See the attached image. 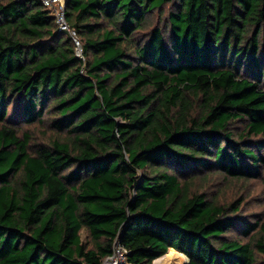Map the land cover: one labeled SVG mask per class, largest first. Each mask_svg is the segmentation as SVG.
I'll return each mask as SVG.
<instances>
[{
	"label": "trees",
	"instance_id": "16d2710c",
	"mask_svg": "<svg viewBox=\"0 0 264 264\" xmlns=\"http://www.w3.org/2000/svg\"><path fill=\"white\" fill-rule=\"evenodd\" d=\"M65 17L84 61L40 0H0V264L117 247L126 264H260L264 220L187 178L261 175L264 0H66ZM45 114L64 138L30 144L16 125Z\"/></svg>",
	"mask_w": 264,
	"mask_h": 264
},
{
	"label": "rangeland",
	"instance_id": "374dc122",
	"mask_svg": "<svg viewBox=\"0 0 264 264\" xmlns=\"http://www.w3.org/2000/svg\"><path fill=\"white\" fill-rule=\"evenodd\" d=\"M169 9V4L163 9L161 17H159V22L165 31H168L164 17H166ZM155 15V14H154ZM154 17V16H152ZM142 37V33L139 34ZM143 38V37H142ZM10 106L8 108L10 112ZM243 122H238L235 127L241 129ZM16 128L19 131V135L22 136L24 132L30 135V144L34 143H49L53 138H64V134H58L54 129L49 127V115L45 114L41 122H34L33 124H18ZM220 173L207 174L205 172L197 175H193L187 178L194 185L193 188H198L206 191V195L211 199H218L220 202H226L234 200L235 198L241 196L242 201V211L244 217L249 219L259 218L264 220V167L262 168L261 175L256 179L249 180H233L226 179ZM252 214V215H251ZM251 215V216H250ZM248 219V220H249ZM85 236V231H81V237ZM240 238L241 241H247L249 236H243L240 234V229L229 232L226 234L227 239ZM90 247V246H88ZM174 252L176 250H173ZM177 252V251H176ZM175 252V253H176ZM176 254L170 256H161L159 259L154 260L153 264H156L158 260L165 257L164 262L169 264H183L186 262V257L183 254ZM118 258V260H115ZM122 258V257H121ZM118 255H115L112 259H104L103 264H122V261ZM162 258V259H161ZM257 262L264 264V256L261 254H256ZM160 261V262H161ZM124 264V263H123Z\"/></svg>",
	"mask_w": 264,
	"mask_h": 264
},
{
	"label": "built area",
	"instance_id": "2783aa9c",
	"mask_svg": "<svg viewBox=\"0 0 264 264\" xmlns=\"http://www.w3.org/2000/svg\"><path fill=\"white\" fill-rule=\"evenodd\" d=\"M42 2V5L49 9L54 16V21L56 23L58 31H66L69 34V37L71 38L73 45H74V52L76 57L80 58L82 61L85 60L83 49L81 42L78 38V35L76 31L67 23L66 17H65V3L66 0H40ZM121 248L117 247L115 249V252L112 256L107 257V259H112L115 255H118V257H122L120 261H122V264H126V261L124 260V255ZM115 260H118L116 258Z\"/></svg>",
	"mask_w": 264,
	"mask_h": 264
},
{
	"label": "bare ground",
	"instance_id": "6f19581e",
	"mask_svg": "<svg viewBox=\"0 0 264 264\" xmlns=\"http://www.w3.org/2000/svg\"><path fill=\"white\" fill-rule=\"evenodd\" d=\"M176 252V251H175ZM173 250H170L165 256H170V255H173V254H176ZM178 254H180V253H178ZM159 259V258H158ZM162 259V258H161ZM164 259H165V257L162 259V261L161 260H158L157 262H156V264H169V263H167V262H164ZM155 260H157V259H155ZM161 261V262H160Z\"/></svg>",
	"mask_w": 264,
	"mask_h": 264
},
{
	"label": "clouds",
	"instance_id": "9594fccd",
	"mask_svg": "<svg viewBox=\"0 0 264 264\" xmlns=\"http://www.w3.org/2000/svg\"><path fill=\"white\" fill-rule=\"evenodd\" d=\"M65 5H66V3H65Z\"/></svg>",
	"mask_w": 264,
	"mask_h": 264
},
{
	"label": "crops",
	"instance_id": "0c3cea01",
	"mask_svg": "<svg viewBox=\"0 0 264 264\" xmlns=\"http://www.w3.org/2000/svg\"><path fill=\"white\" fill-rule=\"evenodd\" d=\"M184 255V254H183ZM185 256V255H184Z\"/></svg>",
	"mask_w": 264,
	"mask_h": 264
}]
</instances>
